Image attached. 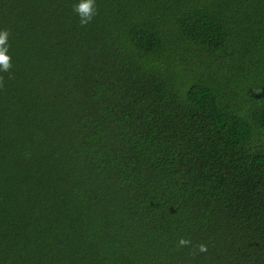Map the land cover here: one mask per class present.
<instances>
[{
    "label": "trees",
    "instance_id": "obj_1",
    "mask_svg": "<svg viewBox=\"0 0 264 264\" xmlns=\"http://www.w3.org/2000/svg\"><path fill=\"white\" fill-rule=\"evenodd\" d=\"M76 2L0 0V264H264V0Z\"/></svg>",
    "mask_w": 264,
    "mask_h": 264
},
{
    "label": "clouds",
    "instance_id": "obj_2",
    "mask_svg": "<svg viewBox=\"0 0 264 264\" xmlns=\"http://www.w3.org/2000/svg\"><path fill=\"white\" fill-rule=\"evenodd\" d=\"M73 12L78 16V23L81 27L87 26L98 14L99 8L97 0H77L72 5ZM10 31L8 29L0 30V73H9V79H11L12 57L9 52L10 43L8 38ZM5 84V78L0 75V88H3ZM191 244V240L181 237L178 241L177 247H186ZM199 252H206L207 245L200 243L196 246Z\"/></svg>",
    "mask_w": 264,
    "mask_h": 264
}]
</instances>
